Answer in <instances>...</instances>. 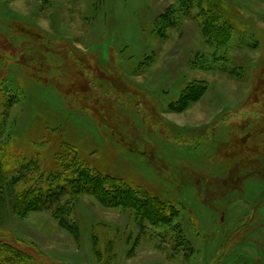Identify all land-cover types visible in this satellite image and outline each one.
I'll return each mask as SVG.
<instances>
[{
    "label": "rangeland",
    "instance_id": "rangeland-1",
    "mask_svg": "<svg viewBox=\"0 0 264 264\" xmlns=\"http://www.w3.org/2000/svg\"><path fill=\"white\" fill-rule=\"evenodd\" d=\"M3 148L7 178L39 152L65 187L25 217L3 196L9 264H264V0H0ZM68 149L110 194L154 196L155 218L63 199L76 176L49 156Z\"/></svg>",
    "mask_w": 264,
    "mask_h": 264
},
{
    "label": "trees",
    "instance_id": "trees-1",
    "mask_svg": "<svg viewBox=\"0 0 264 264\" xmlns=\"http://www.w3.org/2000/svg\"><path fill=\"white\" fill-rule=\"evenodd\" d=\"M187 4L192 5L196 0H184ZM211 6L202 7V11H206L205 13L209 14L210 20V28L215 31V23L219 24V21L223 18L221 14H216V12H222L225 10L224 4L218 6L216 4H210ZM203 6V5H202ZM216 11V12H215ZM203 31L208 30L206 26H202ZM27 46H22L19 48L20 50L15 51V55L24 54ZM87 74V72H86ZM85 74V75H86ZM204 91L197 97V99H201ZM14 157V152L9 150V148L0 149V203H4V195L13 194L11 210L12 213L19 217H25L31 213H35L38 211H50L53 206H50L47 202L49 200L54 199L57 202V198L59 196L61 188H65L61 185H56L55 188L51 187L54 183L52 181H46L44 178V172L41 170V162L39 160V152H34L32 155H19L21 162L17 164L14 172H10L11 178H7L8 171V163L7 158ZM53 157L56 162L59 163V166L64 168V170H68L69 173H73L76 176V179L72 182H69L72 190L63 189V192L66 193L65 197H70L80 194H92L97 197L98 201L106 207H126L130 208L127 204L125 205V201H131L135 204V206L142 209L141 211L135 210L134 213L136 217L140 219H154L155 212L153 203L156 200H152L154 196H151L147 193H135L129 187H126L125 184L119 183L118 192L123 190V193H112L110 194L108 190L105 189L104 184L106 185V180L100 175L96 174V171H92L96 175L94 176L92 172L90 173L86 170L85 164L82 162V159L78 155L77 150H65L63 152L55 153L49 156ZM48 157V158H49ZM47 159V158H46ZM15 175V176H13ZM55 178H58L56 174L52 175ZM44 186V187H43ZM50 186V187H49ZM84 186V187H83ZM84 188L83 190L80 188ZM116 191V190H115ZM59 192V193H58ZM125 192V193H124ZM61 194V193H60ZM138 197V198H137ZM146 198L145 200H143ZM45 200L47 203L44 207L38 208L37 204L38 200ZM148 199V200H147ZM152 203L150 212H143L144 208L147 206L148 202ZM147 201V203H146ZM58 207L54 209L55 213L62 214L64 216L68 215L69 209L72 207L73 203L67 202V200H62L59 202ZM130 203V202H129ZM162 212V211H161ZM57 219V216H55ZM62 221V220H61ZM61 221L59 223H61ZM4 250H8L9 253H3ZM23 254L17 252V250L12 247H8L0 241V264H9L17 261L19 256Z\"/></svg>",
    "mask_w": 264,
    "mask_h": 264
}]
</instances>
